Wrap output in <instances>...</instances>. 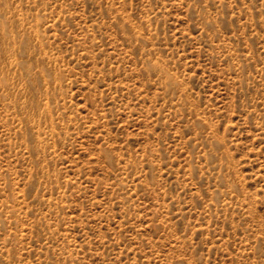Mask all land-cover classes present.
Instances as JSON below:
<instances>
[{"label": "rangeland", "instance_id": "374dc122", "mask_svg": "<svg viewBox=\"0 0 264 264\" xmlns=\"http://www.w3.org/2000/svg\"><path fill=\"white\" fill-rule=\"evenodd\" d=\"M0 264H264V0H0Z\"/></svg>", "mask_w": 264, "mask_h": 264}, {"label": "bare ground", "instance_id": "6f19581e", "mask_svg": "<svg viewBox=\"0 0 264 264\" xmlns=\"http://www.w3.org/2000/svg\"><path fill=\"white\" fill-rule=\"evenodd\" d=\"M2 54V53H1Z\"/></svg>", "mask_w": 264, "mask_h": 264}]
</instances>
